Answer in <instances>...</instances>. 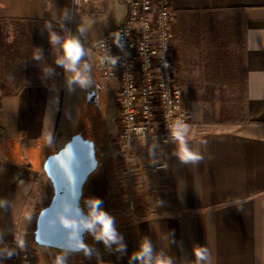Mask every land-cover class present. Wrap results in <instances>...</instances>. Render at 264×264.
I'll list each match as a JSON object with an SVG mask.
<instances>
[{
    "label": "crops",
    "instance_id": "crops-1",
    "mask_svg": "<svg viewBox=\"0 0 264 264\" xmlns=\"http://www.w3.org/2000/svg\"><path fill=\"white\" fill-rule=\"evenodd\" d=\"M114 7L115 21L98 40L123 24L124 0H92L81 15L73 13L72 0H0V264H18L17 237L24 247L38 246L34 228L54 194L44 165L71 139L60 136L61 129L78 121L86 96V87L70 85L72 74L56 63L62 49L50 43V34L75 37L86 49L94 17ZM171 9L175 76L198 125L186 139L203 160L181 163L175 143L153 150L145 143L123 146L117 126L115 155L137 154L144 172L138 183L122 186L123 161L99 165L82 206L88 212L86 201L101 199L125 249L105 246L91 234V256L68 253L66 264H140L130 257L145 239L154 254L171 257L173 264H195L194 246L209 249V264H264V0H172ZM241 81L247 84L250 122L202 123L205 104L189 91L234 89ZM118 118L119 108L116 125ZM153 162L165 168L151 172ZM147 173L150 181L143 178ZM152 185L165 196L155 211L125 206L127 188L135 198L139 188Z\"/></svg>",
    "mask_w": 264,
    "mask_h": 264
},
{
    "label": "built area",
    "instance_id": "built-area-1",
    "mask_svg": "<svg viewBox=\"0 0 264 264\" xmlns=\"http://www.w3.org/2000/svg\"><path fill=\"white\" fill-rule=\"evenodd\" d=\"M91 2L72 0L73 13L81 15ZM124 2L127 13L123 24L105 34L91 49L101 81L117 82L119 141L123 146L145 143L149 150L172 145L170 129L177 121L188 125L186 138L198 128L185 108L186 91L175 76L172 0ZM149 168L155 173L165 165L153 162ZM143 172L139 161L126 156L120 185L138 183ZM134 203L129 200L130 207H135ZM16 247L19 250L17 244ZM28 257L24 254V258Z\"/></svg>",
    "mask_w": 264,
    "mask_h": 264
},
{
    "label": "rangeland",
    "instance_id": "rangeland-1",
    "mask_svg": "<svg viewBox=\"0 0 264 264\" xmlns=\"http://www.w3.org/2000/svg\"><path fill=\"white\" fill-rule=\"evenodd\" d=\"M106 9L103 10V15H98L94 17L92 26L89 27V31L86 32V37L84 41L85 52L86 55L82 58L81 68L84 63H87L90 66V70L88 75L91 78V83L88 87H86V96L84 101L82 102L81 106H78L77 114H78V121L71 122L70 125L65 124L62 129L60 136H70L71 138L77 134H82L86 139H89L95 142L97 149L99 150L100 154H110V158H106L107 156L101 158L100 167L102 169L113 166L115 162L119 163L123 161V165L125 163L126 156H117L116 149L117 146L115 145L116 140V127L118 126V131L120 132V124L116 125L115 118L117 115V99H116V90H117V82L114 81L113 83L104 84L98 76L97 72V59L95 54L91 51L93 45L97 42L99 38L100 32L105 29L109 24H112L115 21V18L118 14L116 7L112 9H108V13L106 14ZM89 47V48H88ZM71 74V73H70ZM95 83L97 88L99 89L100 95L106 97H99L96 100L90 98V93L94 91V87L92 83ZM94 85V86H95ZM239 94V92H238ZM185 108L191 116L190 107L185 102ZM219 107H217L218 109ZM203 109V115L205 108ZM193 121V120H192ZM195 123V122H194ZM204 124L205 119L203 118ZM214 125V124H209ZM116 129V130H115ZM115 130V132H113ZM119 140V139H118ZM59 140L56 139L52 142L53 144L56 142L58 143ZM120 142V141H119ZM121 144V143H120ZM122 145V144H121ZM50 146V145H49ZM57 152L59 151L58 148H55ZM134 161L142 162L141 159H137V154H131ZM112 157V158H111ZM98 170L95 172L97 173ZM94 173V174H95ZM144 180L150 181L153 177L149 176L148 173L143 175ZM122 189V188H121ZM157 187L149 186V187H141L139 191L136 193L137 195L133 198V195H129V191L124 193L125 199V206H129V200L133 199L135 208L139 210H150L155 211L156 206L163 201L165 196L159 193ZM166 195V194H165ZM132 196V197H131ZM124 199V198H122ZM167 200V199H166ZM86 211V210H85ZM88 214V212L86 211ZM36 229V225L34 231ZM91 236V233L87 234L86 240ZM33 238L35 241V236L33 233ZM29 256L27 259L24 258V254ZM70 253V252H68ZM62 251L52 248H47L43 246H35V248L31 247H20L19 248V257L17 258L18 264H54L55 257L57 255H61ZM30 260V263H27Z\"/></svg>",
    "mask_w": 264,
    "mask_h": 264
},
{
    "label": "clouds",
    "instance_id": "clouds-1",
    "mask_svg": "<svg viewBox=\"0 0 264 264\" xmlns=\"http://www.w3.org/2000/svg\"><path fill=\"white\" fill-rule=\"evenodd\" d=\"M83 31V29H80ZM50 43L53 45L59 44L62 49V55L57 59L56 63L63 67L66 72L72 74L69 84H78L81 87H88L91 83V78L88 75L90 66L84 63L81 68L82 58L86 55L85 49L79 39L68 36L61 38L55 33L50 34ZM35 59H40L39 53L35 55ZM188 133V125L181 121H177L170 129V135L173 142L177 145L176 155L183 164H196L203 160V156L193 151L188 146L186 135ZM87 219H81L79 222L68 217H61V223L64 229H71L68 232V243L62 246L61 255H57L54 264H66L68 252H83L86 256H91L92 250L83 240V233H91L97 241H102L105 246L116 244L119 251H124L125 245L120 243L122 237L115 228L114 218L106 212L102 207V200L96 197L89 198ZM67 210V209H66ZM17 246L23 247V241L17 237ZM7 255H13L11 250H6ZM193 256L195 264H209L211 253L204 246H194ZM130 260H138L140 264H173L171 257L163 254H154L152 244L148 239H145L138 251L134 252Z\"/></svg>",
    "mask_w": 264,
    "mask_h": 264
},
{
    "label": "water",
    "instance_id": "water-1",
    "mask_svg": "<svg viewBox=\"0 0 264 264\" xmlns=\"http://www.w3.org/2000/svg\"><path fill=\"white\" fill-rule=\"evenodd\" d=\"M104 156L98 153L95 142L77 134L47 158L44 171L54 194L50 204L38 216L34 233L37 245L61 251L62 246L71 243L68 240L71 229H64L60 218L68 217L78 222L87 219L88 214L82 206L84 189L99 168V158ZM87 234L83 233L85 243Z\"/></svg>",
    "mask_w": 264,
    "mask_h": 264
},
{
    "label": "trees",
    "instance_id": "trees-1",
    "mask_svg": "<svg viewBox=\"0 0 264 264\" xmlns=\"http://www.w3.org/2000/svg\"><path fill=\"white\" fill-rule=\"evenodd\" d=\"M236 86L237 88L234 89L189 91L192 99L197 96L205 104L204 107L207 109L204 111V119L207 124L246 125L250 122L247 84L241 81ZM217 107L219 108L217 109ZM3 138V130L0 125V142ZM99 160L101 161V158Z\"/></svg>",
    "mask_w": 264,
    "mask_h": 264
},
{
    "label": "flooded vegetation",
    "instance_id": "flooded-vegetation-1",
    "mask_svg": "<svg viewBox=\"0 0 264 264\" xmlns=\"http://www.w3.org/2000/svg\"><path fill=\"white\" fill-rule=\"evenodd\" d=\"M89 95H90V98H92L94 100H96L97 98L100 97L99 89L97 88V86L94 87V91L91 92Z\"/></svg>",
    "mask_w": 264,
    "mask_h": 264
}]
</instances>
